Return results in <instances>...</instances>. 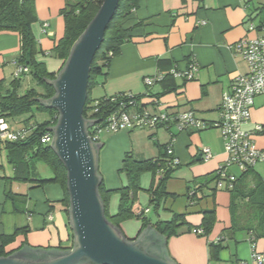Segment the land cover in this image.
<instances>
[{
    "label": "crops",
    "instance_id": "0c3cea01",
    "mask_svg": "<svg viewBox=\"0 0 264 264\" xmlns=\"http://www.w3.org/2000/svg\"><path fill=\"white\" fill-rule=\"evenodd\" d=\"M248 2L139 0L137 10L123 22L124 28L129 30L130 39L111 59L106 76L98 79L94 99L124 93L143 95L148 92L151 96H160L165 92L163 84L156 83L148 90L145 78H153L172 69L184 71L194 62L198 67L194 80H174L171 83L177 89L159 97L160 101L171 113L192 110L208 124L218 122L223 93L229 90L237 75L248 71L246 62L230 47L241 40L260 36L256 31L249 30L248 22L257 2ZM65 5L66 0L35 1L38 21L32 31L41 51L36 60L45 64L50 73H58L63 67V62L55 58L52 51L64 36L65 22L61 12ZM202 21L206 24L200 25ZM44 23L49 25L48 33L43 32ZM20 51V35L14 31H0V84L3 88H7L10 78H13L16 68L13 62L18 60ZM149 102L146 100L145 103ZM257 125L264 127V98L256 99L251 121L245 129L253 131ZM12 128L17 130L18 126ZM107 135L104 134L100 142L103 144L101 151L106 152V160L103 169L99 167V172L109 191L129 185L126 173L122 172L126 155L137 160L163 159L171 140V131L165 128L155 131L122 130ZM253 139L259 149H264V133L255 134ZM204 149L210 150L211 159L204 160ZM174 154L180 165L172 175L177 180L171 182V179L167 184V193L176 197H167L154 211L150 205L152 197L149 190L155 179L152 173H145L141 176V190L134 205L135 209L147 211L145 216L152 225L170 222L174 215H184L187 225L181 230L186 233L167 239L170 257L177 264L250 262L251 235L256 239L257 252L264 254V236L251 232L250 223L256 220V215L246 212L243 207L237 215L238 221L235 220L229 192L215 190L214 185L205 186L199 190L198 200L194 204L190 202L188 194L192 189L200 186L198 183L201 181L205 183L203 178L213 174L228 159L219 131L208 129L178 133ZM42 163H34L35 173L30 181H16L13 179L14 167L9 164L7 152L0 143V246L2 236L17 234L14 242L6 247L8 253L24 246L60 250L73 246V232L64 204L65 193L59 184L39 183L53 177L51 169ZM232 172L241 175L237 167H233ZM256 176H264V166H257L249 177L251 186ZM120 201L118 193L111 195L110 216L117 214ZM241 204L243 201H240L239 208ZM211 211H215L217 218L211 234L207 238L196 235L194 229L202 225L203 213ZM191 228L193 232H187ZM141 229L142 222L137 219L121 224V230L129 239L136 238ZM218 238L223 239L220 261H211L209 245Z\"/></svg>",
    "mask_w": 264,
    "mask_h": 264
},
{
    "label": "trees",
    "instance_id": "16d2710c",
    "mask_svg": "<svg viewBox=\"0 0 264 264\" xmlns=\"http://www.w3.org/2000/svg\"><path fill=\"white\" fill-rule=\"evenodd\" d=\"M35 1L36 0H0V31H14L20 35L21 51L17 63L22 64L28 68V72L24 73L17 79H13V81L7 88H3L0 84V119H4L7 122L8 119H14L23 115L33 113L34 110L40 113L48 112L50 113L51 118L50 120L35 124H33L30 119H27L24 121V127L22 128V130H24L25 132L24 139L18 142H7L3 144L0 141V143L3 150L7 152V160L9 164L14 167V180L21 182L30 181L31 176H33V174L35 173V162H43L51 169L53 177L49 180H41L39 181V183H56L63 188V191L65 193L64 204L66 207V212L67 214H69L70 201L69 193L67 190L66 169L63 163L59 160L54 150L50 147V142H42L43 138L47 134H50L52 137L49 128L57 123L58 112L52 109L44 108L37 100L39 98L50 99L55 95L54 87L49 85L46 80H55L58 73L48 72L45 64L39 63L36 60L37 54L41 53V51H39L38 44L32 31L33 25L38 21L35 11ZM253 2H255V0H249L248 3L253 4ZM103 3L104 0H66L65 8L61 12L65 22L64 36L55 44L52 51L53 56L61 60L63 62V65L67 61L74 44L79 40L88 25L95 18ZM138 3L139 0H120L118 9L106 29L104 42L97 52L92 63L90 81L88 85V99L84 109V117L90 120L97 121L101 126H104L108 117L113 112L118 110V108L120 107V103L123 100L117 99V101H112L113 98L119 95H127L130 93L116 94L110 97L94 99L91 97V92L93 88H95L99 84L98 79L106 76V70L109 68L111 59L120 52L121 46L130 39L129 30L124 28L123 22L137 10ZM258 19L259 24L257 25L255 21ZM248 22L250 24L249 30L250 26L253 25L255 27L254 31H256L258 34L264 33V0H257L256 6L252 8V13L250 14ZM260 36L264 37L263 35ZM110 54H112V56H110ZM192 63L194 62H191L188 65L187 70L181 71L178 69H172L169 72L157 75L163 76V80L156 82L163 84L165 88V92L162 95L154 97L151 96L148 92L143 95L131 94L140 105V107H138V110L147 109L153 113L173 114L163 107L159 97H162L164 94L170 93L177 89L176 86L171 83L176 79H181L184 82H190L194 80L196 74L191 80H188L186 77H175L171 74L172 71L187 72ZM28 75L31 76V78L34 80L35 87L28 89L24 94L21 95L19 92L22 86V80ZM156 83H154L152 86H154ZM145 86L148 90L152 88V86ZM257 98H264V96L256 97L255 102ZM124 100L126 102L128 101L127 99ZM146 100H149L150 102L145 103ZM255 102L252 110L255 107ZM252 110L251 117L245 126H247L251 121ZM91 111L92 113H90ZM188 111L193 112L197 117V114L194 111ZM32 117L33 116H31L30 118ZM220 120L213 124H208L201 120L205 124L201 129L187 128L183 131H179L175 125L162 124L153 129H141L155 131L160 128H165L171 131V140L166 146V153L164 154L163 159L137 160L131 155H126L123 161L122 172L126 173L128 177V187L116 191H109L107 190L105 183L102 180L101 186L99 188V193L105 206V214L107 219L119 229H121V224L123 222L137 219L142 222L141 231L150 226H153L161 235L165 236L167 239L179 237L186 233L181 230L182 226L187 225L184 220V215H174L173 219L170 222H158L155 225H152L151 221L145 216V214L147 213L146 210L134 208L136 196L141 190L140 179L141 176L145 173H152L155 179V175L159 173L161 169L164 170L163 174L160 177L159 184L156 185L154 180V183L149 190V193L152 197L150 205L154 208V211H157L161 207L162 202L167 197H176V195L167 193V182L172 178L173 173L180 165V161L173 168L170 166L171 158L167 152L168 146L172 144L174 149L178 133L184 131L201 132L208 129H216L221 135L225 150L221 131L216 126V124H218ZM245 126L244 130L247 131L245 129ZM134 129L138 128H132L130 130ZM173 130H175L177 133H174ZM173 138H175V141L172 143ZM202 152L204 155V160H206V154L204 153V150ZM224 164L220 166H223ZM219 167L213 174H210L207 177L203 178V181L205 183L201 181V183H198L200 186H196L188 194L191 204H194L198 200V192L200 189H202V187L214 185L215 190L226 191L231 195V210L235 215V220L238 221L239 218L237 217V215L239 211L244 207L246 212H252V214L256 215V220L250 223L251 232L255 231L259 234V236H264V176L254 177L255 182L251 186L248 179L252 176L255 168H251L245 172H241L240 176H236V179L234 181H231L227 178H220V174L218 173ZM221 181L223 186L219 187V182ZM114 193H118L120 195L121 201L117 214L114 216H110L108 212L109 201L111 195ZM240 201H243V204H241L239 208ZM216 222L217 218L215 211L204 212L202 225L200 226V228H198L203 230V234H195L200 237L207 238L211 234ZM196 230L194 229V232ZM187 232H193V229H188ZM16 235L17 234L15 233L13 235H5L1 237L2 245L0 246V257L9 256L10 254H12L6 252V247L14 242ZM252 236L253 235H251V237ZM222 242L223 239H221L218 243H210L209 255L211 261H220L219 252L222 249ZM254 242L256 243V239H254Z\"/></svg>",
    "mask_w": 264,
    "mask_h": 264
},
{
    "label": "water",
    "instance_id": "95a60500",
    "mask_svg": "<svg viewBox=\"0 0 264 264\" xmlns=\"http://www.w3.org/2000/svg\"><path fill=\"white\" fill-rule=\"evenodd\" d=\"M120 0H104L95 18L74 44L55 80H46L55 95L37 101L58 112L49 128L50 147L67 172L69 224L73 246L68 250L24 248L0 257V264H177L169 255L167 238L151 226L128 239L106 217L99 188V155L103 144L94 143L89 129L97 121L84 117L93 60Z\"/></svg>",
    "mask_w": 264,
    "mask_h": 264
},
{
    "label": "built area",
    "instance_id": "2783aa9c",
    "mask_svg": "<svg viewBox=\"0 0 264 264\" xmlns=\"http://www.w3.org/2000/svg\"><path fill=\"white\" fill-rule=\"evenodd\" d=\"M205 24V21L200 22V25ZM48 28L49 25L44 23L43 32L48 33ZM250 30L254 31L255 27L251 25ZM230 48L234 54L240 55L248 65V73L235 77L230 90L223 93L221 120L216 124L221 131L228 156L227 162L219 167L218 173L221 179L227 178L234 181L237 175L232 172L233 167H237L240 172H245L251 168H256L258 165L264 166V149H259L253 139L255 134L264 133V128L261 125H257L254 131L244 130V126L251 117L255 98L264 96V37L258 35L254 38H247L237 42ZM13 64L16 66L13 77L19 78L28 72V68L17 63V60ZM1 65L2 61L0 60ZM197 72V65L192 63L187 72L172 71L171 74L175 77H186L188 80H191ZM161 80H163L162 75L154 78L148 77L145 78L144 83L147 86H152ZM117 99L123 100L118 110L108 117L106 124L101 126L97 122L96 125L89 129L90 139L94 143H100L104 133H117L132 128L153 129L162 124L175 125L179 131H183L187 128L201 129L205 125L191 111L173 114L153 113L147 109L138 110L140 105L131 94L119 95L113 98L112 101H117ZM124 99L128 101L126 102ZM24 137V130H15L4 119H0V141L3 144L18 142L24 139ZM51 140V135L47 134L42 142L51 143ZM174 141L175 138L172 139V143ZM167 152L171 158L170 166L173 168L179 163V160L174 156L172 144L168 146ZM204 153L206 154V160L212 157L208 149H204ZM163 172V169L159 171L161 175ZM222 186L221 181L219 182V187ZM195 233L202 235L203 230L198 229ZM221 239L218 238L215 243H218ZM251 244V260L250 262H242L241 264H264V254L257 252L253 236L251 237Z\"/></svg>",
    "mask_w": 264,
    "mask_h": 264
},
{
    "label": "rangeland",
    "instance_id": "374dc122",
    "mask_svg": "<svg viewBox=\"0 0 264 264\" xmlns=\"http://www.w3.org/2000/svg\"><path fill=\"white\" fill-rule=\"evenodd\" d=\"M257 2V0L255 1ZM255 23L258 25L259 24V19L255 21ZM255 24V25H256ZM260 35H263L264 36V33L263 34H260ZM14 78H10V81H9V84L13 81ZM35 87V82L34 80L31 78V76H26L23 78L22 80V86H21V89H20V94H24L28 89H31ZM97 87V86H96ZM93 88L92 92H91V97L94 98L97 96V93H96V89L97 88ZM151 109V108H150ZM31 116H33L32 118H30ZM50 113L48 112H38L36 110L33 111V113H30V114H27V115H23V116H20V117H17V118H14V119H8L7 122L10 123V125L12 126H15L17 127L18 126V130L22 129L24 127V121L27 120V119H30L31 122L33 124L35 123H41V122H44V121H47V120H50ZM139 130V129H138ZM141 130V129H140ZM146 131V130H145ZM149 131V130H148ZM115 134V133H113ZM109 135H112V134H108L107 136ZM104 136V135H103ZM103 136H102V139H103ZM105 155H106V152H102L100 151V155H99V167L101 166V169H103V167L105 166ZM43 164V163H42ZM41 168L44 169V170H47V167H45L44 165H41ZM183 168V167H182ZM181 168V169H182ZM105 171V170H104ZM101 173V172H100ZM102 175V174H101ZM160 177H161V174L160 173H157L155 175V183L156 185L159 184L160 182ZM172 179V180H171ZM168 180V182L171 180L174 181V180H177V179H173V176L172 178ZM167 182V184H168ZM154 213V211L151 213V215ZM129 239V238H128Z\"/></svg>",
    "mask_w": 264,
    "mask_h": 264
},
{
    "label": "bare ground",
    "instance_id": "6f19581e",
    "mask_svg": "<svg viewBox=\"0 0 264 264\" xmlns=\"http://www.w3.org/2000/svg\"><path fill=\"white\" fill-rule=\"evenodd\" d=\"M14 79H17V78H15V77H13Z\"/></svg>",
    "mask_w": 264,
    "mask_h": 264
}]
</instances>
